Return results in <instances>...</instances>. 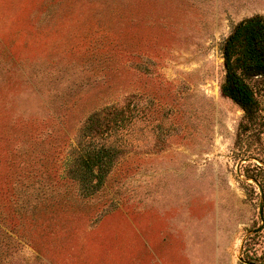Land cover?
I'll list each match as a JSON object with an SVG mask.
<instances>
[{
	"label": "rangeland",
	"instance_id": "374dc122",
	"mask_svg": "<svg viewBox=\"0 0 264 264\" xmlns=\"http://www.w3.org/2000/svg\"><path fill=\"white\" fill-rule=\"evenodd\" d=\"M256 14L264 0H0V264H264V88L245 132L220 92L223 41ZM111 105L129 121L96 143L115 156L88 192L80 128Z\"/></svg>",
	"mask_w": 264,
	"mask_h": 264
},
{
	"label": "trees",
	"instance_id": "16d2710c",
	"mask_svg": "<svg viewBox=\"0 0 264 264\" xmlns=\"http://www.w3.org/2000/svg\"><path fill=\"white\" fill-rule=\"evenodd\" d=\"M221 54L225 75L220 92L243 111L240 131L256 130L260 111L257 86L264 88V16L256 14L238 21L224 39ZM254 79L256 86L250 83ZM125 109L123 105L106 106L90 114L80 128L77 165L81 167L82 179L77 171L76 180L88 192L102 185L115 156L95 145L125 128L129 121Z\"/></svg>",
	"mask_w": 264,
	"mask_h": 264
},
{
	"label": "water",
	"instance_id": "95a60500",
	"mask_svg": "<svg viewBox=\"0 0 264 264\" xmlns=\"http://www.w3.org/2000/svg\"><path fill=\"white\" fill-rule=\"evenodd\" d=\"M250 158H247V159H244L245 161H248ZM254 182L256 183V181L254 180ZM258 185V188L260 190V193H261V199H262V189H261V186L259 184ZM259 216L262 217V202H260L259 204Z\"/></svg>",
	"mask_w": 264,
	"mask_h": 264
}]
</instances>
